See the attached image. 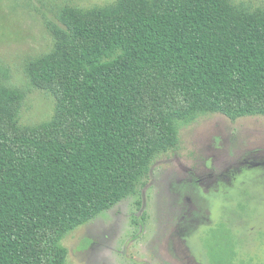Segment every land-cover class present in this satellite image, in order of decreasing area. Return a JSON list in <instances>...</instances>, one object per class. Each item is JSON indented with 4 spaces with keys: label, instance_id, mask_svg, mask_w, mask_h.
Segmentation results:
<instances>
[{
    "label": "trees",
    "instance_id": "trees-1",
    "mask_svg": "<svg viewBox=\"0 0 264 264\" xmlns=\"http://www.w3.org/2000/svg\"><path fill=\"white\" fill-rule=\"evenodd\" d=\"M60 21L56 52L29 69L54 119L23 129L18 94L0 101V264H68L63 238L134 194L198 106L264 115V13L119 0Z\"/></svg>",
    "mask_w": 264,
    "mask_h": 264
},
{
    "label": "rangeland",
    "instance_id": "rangeland-1",
    "mask_svg": "<svg viewBox=\"0 0 264 264\" xmlns=\"http://www.w3.org/2000/svg\"><path fill=\"white\" fill-rule=\"evenodd\" d=\"M226 1L237 14L264 13V0ZM118 6L0 0V101L18 94L19 127L55 117L56 97L29 69L56 52L63 9ZM177 130L175 147L155 154L134 194L63 238L68 264H264V115L232 121L202 104Z\"/></svg>",
    "mask_w": 264,
    "mask_h": 264
}]
</instances>
